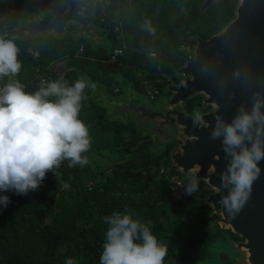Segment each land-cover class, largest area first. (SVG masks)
<instances>
[{
  "label": "water",
  "instance_id": "1",
  "mask_svg": "<svg viewBox=\"0 0 264 264\" xmlns=\"http://www.w3.org/2000/svg\"><path fill=\"white\" fill-rule=\"evenodd\" d=\"M220 1L204 0L200 12L203 14ZM59 2L62 12L50 8L39 15L31 13L21 25L1 31L0 38L60 40L69 35L75 41L82 38L91 41L96 50L106 47L110 56L107 32L95 28L86 17V10L95 3L106 10L112 0ZM188 40L194 42L191 59L172 67L170 73H157L166 81L162 92L170 94L163 96L160 103L155 106L135 103L133 93L138 91L134 84L117 74L114 79L121 83V94L126 89L127 99L120 97L121 94L110 95L107 87L89 79L95 88L83 100L85 107L102 108L105 120L122 126L133 122L138 137L151 138L149 150L153 156H160L171 145L168 165L185 181L188 176H198V193L207 192L205 197L198 194L196 205L211 208L209 217L216 216L211 228L220 224L239 237L232 240L227 236L226 241L229 250L243 254V264H264V160L260 161L261 173L252 184L248 201L239 213L229 215L220 203L221 195L227 190L219 188V174L226 164L225 153L221 140L211 139L209 135L216 115L231 122L241 106L250 111L255 99L264 98V0H237L233 17L218 31L207 39L195 34ZM15 79H19L18 75ZM5 80L8 82L9 77ZM198 96L201 104L186 110L188 102ZM261 111L264 112V106ZM196 112L204 124H194Z\"/></svg>",
  "mask_w": 264,
  "mask_h": 264
},
{
  "label": "clouds",
  "instance_id": "2",
  "mask_svg": "<svg viewBox=\"0 0 264 264\" xmlns=\"http://www.w3.org/2000/svg\"><path fill=\"white\" fill-rule=\"evenodd\" d=\"M18 51L12 40L0 38V81L9 77L0 86V209L10 203L7 192L26 195L37 190L46 173L51 171L55 176L63 161L69 166L85 165L83 154L91 147L89 126L79 116L85 90L95 88V84L84 76L70 84L61 74L54 80L41 79L37 89L28 92L15 79L22 69ZM262 106L264 98L255 99L250 111L241 106L231 122L216 115L209 134L211 139L221 140L225 153L219 188L227 190L220 203L229 215L239 213L261 173ZM193 122L204 124L199 112ZM199 183L198 176H188L182 184L185 194L198 193ZM103 219L107 228L99 264H164L168 247L157 239L149 223L134 219L127 211H113ZM64 264H79V258L66 257Z\"/></svg>",
  "mask_w": 264,
  "mask_h": 264
},
{
  "label": "rangeland",
  "instance_id": "3",
  "mask_svg": "<svg viewBox=\"0 0 264 264\" xmlns=\"http://www.w3.org/2000/svg\"><path fill=\"white\" fill-rule=\"evenodd\" d=\"M180 1L158 0L151 4L150 0H137L134 3L127 0L121 3L118 17L111 16V19H107L108 12L104 8H99L95 3L89 16L97 19L96 22H93L97 30L107 32L109 42H111L109 22L113 21L115 22L113 31L117 33V37H119V33L122 37L120 44L126 47L129 42L131 46H128V49L132 52L145 53L146 48L144 47L142 50L140 48L146 44L148 39L152 42L156 41L151 50L167 49L174 45L173 41L162 36V26L164 21L173 20L178 7L184 11L189 9V1ZM30 3H34L38 7L45 5L48 8H62L59 0H0V20L4 22L13 15L25 14ZM95 6L98 8V12L95 10ZM33 12L35 15L42 14L35 10ZM25 18L22 17L18 25H21ZM146 23L150 25L151 31ZM126 28L129 29L128 32H126ZM76 42L81 43L82 46L85 45L89 56H99L97 59L101 61L107 57L108 49L106 47L96 50L91 41L84 38ZM151 50L149 52H153ZM69 68L70 60H66V62L52 67L51 71L63 74ZM92 69L95 77L100 78L103 82L95 81L87 71L83 73V76L105 87L114 82V76L110 75L106 78L101 76L95 66ZM74 71L77 74L78 70ZM120 84L118 82L119 88H121ZM89 91L91 93L93 89H89ZM122 96L127 99L126 89H122L120 97ZM163 96L168 97L170 94L163 91L161 95L150 101L140 93H133L135 103L143 102L152 106L160 103ZM198 98L199 96L196 97V99ZM192 104L195 102L192 101ZM130 127L135 128V124L131 122ZM133 135L134 131L130 128L119 133L113 129L110 142L115 146V153L87 151L83 154L87 157V163L83 166H69L68 161H63L60 167L55 170V176L49 171L46 173L45 181L43 180L37 190L28 192L17 202L10 204V216L4 219L5 222L0 226V264H3L9 254L18 257V260L14 261H22V250L34 244L38 246L40 253H43L46 248H50L54 237L65 235V233L70 235L81 233L82 236L79 238L81 245L76 247L71 242L61 243L56 249L54 263L64 264L66 257H75L79 258V264H90L93 257L91 252L86 249L84 235L89 234L102 238L107 228L103 218L113 211H127L134 219L145 222L139 218V209H144L142 206L153 199L156 204L165 207V215L161 218L162 229L167 230L169 226L178 225L182 221V217L178 211V202L175 201V196L170 191L168 198L160 195L151 197V189L142 190L137 186L123 184L118 179V174L112 171L118 164L129 159H134L135 164L138 165L146 153L144 145L151 146L152 140L146 135L138 137V141L132 143ZM165 161L166 158L163 157L158 165L152 167L150 174L157 172L153 180H162L167 177L169 165L168 163L166 165ZM143 174L147 177L146 172ZM101 194H108L109 198L103 201ZM87 212L90 214L87 215ZM145 223L151 225L150 222ZM218 228L221 232L213 235L206 259L197 260L195 264H243V254L234 253L228 249L226 241L228 234L224 232L226 228L221 227L220 224ZM152 232L157 237V231L152 230ZM47 258L45 262L48 261ZM173 263L174 260H171L167 254L164 264Z\"/></svg>",
  "mask_w": 264,
  "mask_h": 264
},
{
  "label": "trees",
  "instance_id": "4",
  "mask_svg": "<svg viewBox=\"0 0 264 264\" xmlns=\"http://www.w3.org/2000/svg\"><path fill=\"white\" fill-rule=\"evenodd\" d=\"M125 1L127 0H112L111 4L106 8L109 15L107 19H111V16L118 17L121 3ZM131 1L134 3L137 0ZM157 1L158 0H150L151 4H154V2L156 3ZM185 1H189V9L187 11L178 7L173 20L171 19L163 22L162 36L169 41H173L172 43L174 45H171V47L167 49L151 50L155 46L156 41L152 42L148 39L146 44H143L140 48V50H142L145 47L146 52L134 53L132 50L128 49V46H131L128 42V46L124 49L123 56L119 58L118 65H113L107 62L109 55L103 58V61L97 59L99 56H89V52L86 50L85 45L82 46L81 43L76 42L69 35L60 40L53 37L22 41L12 40L19 50L17 59L22 64V69L18 74L19 80L25 85L26 91L32 92L37 87V75L55 76V74H53L55 72H52V68H49L50 64L59 60L67 59L70 60V68L63 73V76L70 84L77 77L83 76V73H86L85 71H87L95 81L103 82L100 78L95 77L92 71L93 66H95V68L100 71L101 76L106 78L110 75L114 76L121 74L128 82L134 84V87L140 94H142V89L140 81L136 76V72H144L145 70H148L149 78L160 79L162 81L161 85H158L161 90V86L164 85L165 80L159 77L157 73L162 71L170 73L172 72V67L181 66L188 58V54L185 50L181 52L178 51L181 46L186 47V45H188L189 38L187 31L191 32L190 35L197 34L203 39L209 38L214 32L218 31L223 24L233 17L234 8L237 3V0H222L217 4H213L202 14L200 12V7L204 0ZM27 8V11L23 15H13L4 22L0 20V32L19 26L18 23L20 19L22 17H27L30 13H34V10L36 12H44L45 8L48 7L45 5H40L38 7L36 4L30 3ZM93 9L94 7L92 5L86 10V17L90 21L96 22V18H91L89 16ZM58 10L60 12L63 11L61 8ZM95 10L98 12L96 6ZM47 17L50 18L51 16L47 15ZM114 26L115 22H109L111 50L120 46V42L116 40L117 33L113 31ZM125 30L126 32L129 31L128 28ZM80 47H83V54L80 58H76L77 51ZM149 50L156 53L155 60H147V55L150 53ZM175 52L177 53L175 54ZM158 66L161 71L157 70ZM75 69L78 70L77 74L74 73ZM57 77L58 76H56L55 79ZM106 87L110 95L116 96L121 94L118 82L115 79L114 82H111V84ZM115 87L119 89L116 93L114 91ZM85 92L86 95L90 93L89 89H86ZM192 101H194L195 104H192ZM200 104L201 98H194L188 102L185 109L190 111L192 107L199 106ZM79 118L89 126L91 147L88 152L108 151L109 153H115V146L110 142V135L113 129L119 133L122 130L130 128L134 131L132 143H136L139 139L135 130L130 127V125L122 126L118 122L105 120L104 110L102 108L98 106L85 107L84 101H82ZM144 146L146 153L143 155V158L138 165L135 164L134 159H129L118 164L112 169V171L118 174V179L123 182V184H128L134 187L137 186L142 190L151 189V197L160 195L161 197L168 198L170 197L169 191H172L170 177L178 173L169 166V172L165 179L153 180L157 175V172H154L153 174H150V172L152 167L158 165L160 159L163 157L166 158L165 164L167 165L168 152L171 145H168L166 150L160 156H153L150 153L148 144H145ZM143 172H146L147 177L144 176ZM206 194L207 192L202 194V197H205ZM22 196L23 195H21L20 198ZM108 198V194H101V199L103 201ZM175 199V201L178 202V211L182 217V221L178 225L169 226L167 230L162 229L161 218L165 215V207L164 205L156 204L154 199L143 205L142 207H144V209H139V218L145 222H150L151 230L157 231V239L168 247V255L171 257V260H174L173 264H195L197 260L206 259L213 235L220 233L221 230L218 226H215L214 229L211 228V222L216 219V216L209 217L211 211L209 206H197V201L186 196H175ZM18 200H10V203L6 208L0 209V226L5 222L4 219L9 218L10 216V204L17 202ZM62 202L64 201L62 200ZM89 214L90 212H87V215ZM224 232L228 234L227 236L232 240H239V237L231 233L230 230L225 229ZM81 236V233H75L74 235H70L69 233H65V235L62 236L57 235L52 239L50 248H46L43 253H40L38 246L34 244L22 250V261H14L18 260V257L14 254H9L3 264H55V252L61 243L71 242L74 243L76 247H80L81 240H79V238ZM84 236L86 239V249L91 252V256L93 257L90 264H99L101 244L104 240V236L102 238L93 237L89 234H85ZM46 258L48 259L47 262H45Z\"/></svg>",
  "mask_w": 264,
  "mask_h": 264
},
{
  "label": "built area",
  "instance_id": "5",
  "mask_svg": "<svg viewBox=\"0 0 264 264\" xmlns=\"http://www.w3.org/2000/svg\"><path fill=\"white\" fill-rule=\"evenodd\" d=\"M48 10H49V8H45L44 12H48ZM116 40L119 42L122 41V37H121L120 33H119V37H116ZM124 49H125V47L123 44L122 45L120 44V46L113 48L111 50V54H110L107 62L110 64H113V65L114 64L118 65L119 58L123 56ZM181 50L182 51L185 50L186 53L188 54L187 59H191V53H192L191 48L183 47V48H181ZM82 54H83V47H80L77 51L76 58H80L82 56ZM155 58H156V53H154V52H150L147 55L148 61L155 60ZM55 63L56 62H54V64L51 63L49 68L52 66L54 67ZM157 70L161 71L159 66L157 67ZM53 74H55V76L37 75L36 76L37 87L39 86L41 79L54 80L56 76L61 75V73H59V72H55ZM136 76L140 81L141 89H142V95L145 96V98L152 101L157 96L161 95L162 88L165 86L166 81H165L164 85L161 86L162 88L160 90L158 85H161L162 81L160 79L149 78V71L148 70H145L144 72L138 71V72H136ZM4 83H7L5 78L2 81H0V86H2ZM37 87H36V89H37ZM114 91L116 93L119 91V89L115 88ZM184 183H187V181L183 180L178 174L170 177V184H171V190H172L171 192L174 196H186V197L194 199L195 201H198L197 200L198 194L202 195L203 193H206L205 190H202L200 193H193L192 195H187V194H185L184 188L182 186V184H184ZM6 194L10 197V200H18L21 196V195H16L13 192H7Z\"/></svg>",
  "mask_w": 264,
  "mask_h": 264
},
{
  "label": "flooded vegetation",
  "instance_id": "6",
  "mask_svg": "<svg viewBox=\"0 0 264 264\" xmlns=\"http://www.w3.org/2000/svg\"><path fill=\"white\" fill-rule=\"evenodd\" d=\"M61 9H62V8H61ZM62 10H63V9H62ZM187 33H188V38H189V35H190L191 32H188V31H187ZM192 34H195V33H192ZM193 44H194V42L188 41V45H186V47H189V48L192 49ZM181 48H183V46H181V47L178 49V51L181 52V51H182ZM176 53H177V52H175V54H176ZM203 194H204V193H203ZM206 195H207V194H206Z\"/></svg>",
  "mask_w": 264,
  "mask_h": 264
},
{
  "label": "crops",
  "instance_id": "7",
  "mask_svg": "<svg viewBox=\"0 0 264 264\" xmlns=\"http://www.w3.org/2000/svg\"><path fill=\"white\" fill-rule=\"evenodd\" d=\"M66 60H67V59H63V60L56 61L55 66H56V65H59V64H61V63H63V62H66ZM55 66H54V67H55ZM52 67H53V66H52ZM52 67H50V69H51Z\"/></svg>",
  "mask_w": 264,
  "mask_h": 264
}]
</instances>
